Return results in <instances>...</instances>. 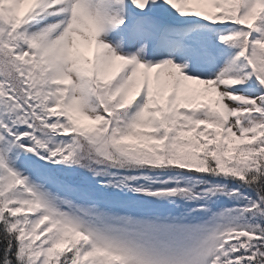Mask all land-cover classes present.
Segmentation results:
<instances>
[{"label":"rangeland","instance_id":"rangeland-1","mask_svg":"<svg viewBox=\"0 0 264 264\" xmlns=\"http://www.w3.org/2000/svg\"><path fill=\"white\" fill-rule=\"evenodd\" d=\"M240 1L237 8L243 13L242 20L241 11H223L222 0H0V158L14 174L20 191L27 193L20 198L35 202L44 211L31 219L32 232L39 237L45 233L42 223L47 216L59 226L53 239L60 249L71 247L63 235L68 231L80 235L89 255L111 254L123 260L116 258L117 263L205 264L206 248L217 235L247 226L242 214L232 208L239 205L237 198L246 204L249 198L234 189L212 190L221 185L191 196L188 201L193 213L182 217L172 216V208L166 212L152 203L108 202V207L99 208L85 193H77V184L51 182L44 169L22 155L13 139L3 133L7 130L27 148L36 139L32 119L50 118L46 98L38 93L30 67L38 64L54 71L68 107L92 123L104 109L93 95L91 82H110L122 76L137 90L131 96L137 99L138 108L156 105L157 92L168 103H176L183 94L198 103L214 101L225 118L228 137L253 141L264 135V86L248 72L249 62L239 47L245 33L242 21L254 26L258 16H264V0ZM10 58L16 66V79L23 80V98L8 82ZM25 68L24 81L18 74ZM10 96L24 110L27 104L31 109L24 111L25 128L18 126L11 113ZM148 130L153 132L155 127ZM43 150L48 148H42L41 154ZM53 152L49 150V154ZM133 180L136 192L165 186L192 191L198 184L195 178L179 173L143 174ZM214 193L216 201L208 203ZM207 203L211 211H200ZM54 252L47 248L40 264H47ZM83 259L86 264L100 263L87 254Z\"/></svg>","mask_w":264,"mask_h":264},{"label":"trees","instance_id":"trees-1","mask_svg":"<svg viewBox=\"0 0 264 264\" xmlns=\"http://www.w3.org/2000/svg\"><path fill=\"white\" fill-rule=\"evenodd\" d=\"M253 27L255 38L251 34L254 30L250 31ZM253 27L245 25L242 45L249 51L253 74L264 86V18ZM26 68L20 70L19 77L25 79ZM7 69H10V83L18 88L19 96H24L23 80L16 79V66L12 65L11 58L7 60ZM36 73L38 93L46 98L48 107L52 106L51 99L57 101V107H52L51 112L64 121V128H47L36 118L35 134L57 135L59 140L66 141L65 152L56 156L55 163L47 160L50 158L35 157L34 151L27 152L18 142L15 146L44 166L49 179L63 185L69 181L79 183L78 193H85L88 201L100 207H108V202L113 205L152 203L166 212L174 209L170 213L177 217L193 213L188 199L199 190L212 185H221L219 189H212L215 192L234 189L249 198L247 204L238 198V208L243 203L247 205L242 211L247 226L217 235L208 249L205 264H264V135L253 141L244 136L232 139L227 136L226 125L214 104L209 106L183 96L176 105H166L163 101L155 110L135 112L126 94L117 93L120 80L101 91L111 113L92 124L67 108L64 98L58 95L60 86L51 84V72L36 69ZM150 124L156 127L154 133L146 130ZM145 172L188 174L199 184L186 194L169 191L134 195L131 179ZM24 195L0 161V264H40L49 247L55 252L47 257V264H86L87 260L83 259L86 254L99 264H119L107 255L94 252L89 255L84 250L86 242L66 231L63 235L71 247H56L53 238L59 226L54 220L43 223L45 233L41 237L32 232L31 219L41 212L33 203H23L20 196ZM216 198L217 194H212L208 203Z\"/></svg>","mask_w":264,"mask_h":264},{"label":"water","instance_id":"water-1","mask_svg":"<svg viewBox=\"0 0 264 264\" xmlns=\"http://www.w3.org/2000/svg\"><path fill=\"white\" fill-rule=\"evenodd\" d=\"M11 102L13 103V109H12L13 113L16 115L17 120L19 121V123L23 127L24 123L22 122V118H21L22 108L16 100L11 99Z\"/></svg>","mask_w":264,"mask_h":264},{"label":"bare ground","instance_id":"bare-ground-1","mask_svg":"<svg viewBox=\"0 0 264 264\" xmlns=\"http://www.w3.org/2000/svg\"><path fill=\"white\" fill-rule=\"evenodd\" d=\"M173 52H177L175 49H173Z\"/></svg>","mask_w":264,"mask_h":264}]
</instances>
